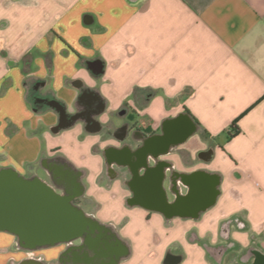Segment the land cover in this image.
I'll list each match as a JSON object with an SVG mask.
<instances>
[{"label": "crops", "instance_id": "1", "mask_svg": "<svg viewBox=\"0 0 264 264\" xmlns=\"http://www.w3.org/2000/svg\"><path fill=\"white\" fill-rule=\"evenodd\" d=\"M54 163L121 264H264V0H0V170Z\"/></svg>", "mask_w": 264, "mask_h": 264}, {"label": "water", "instance_id": "2", "mask_svg": "<svg viewBox=\"0 0 264 264\" xmlns=\"http://www.w3.org/2000/svg\"><path fill=\"white\" fill-rule=\"evenodd\" d=\"M97 65L95 69L101 70L100 61ZM54 105L63 118L64 108L57 102ZM11 172L8 168L0 170V229L12 233L22 248L39 249L84 235L92 247L100 243V235H91L103 224L75 203L78 194L56 192L38 175Z\"/></svg>", "mask_w": 264, "mask_h": 264}, {"label": "flooded vegetation", "instance_id": "3", "mask_svg": "<svg viewBox=\"0 0 264 264\" xmlns=\"http://www.w3.org/2000/svg\"><path fill=\"white\" fill-rule=\"evenodd\" d=\"M140 121L131 120L123 125V128L126 130L132 131V136L135 138L137 136H141L143 138L152 137V133L146 131ZM40 176L42 179L47 181L56 192L62 193L64 195H74L77 193V189L69 188L71 184V180L74 177V174L68 169V167L64 166L61 163H54L49 173L45 172H33L30 176ZM75 203L80 205V197H75ZM1 231H6L2 230ZM100 235V238H109V233L105 229L96 230L92 237ZM85 237V235L81 238L72 239L70 242L61 243L65 246L64 254L71 253V257L67 259L62 258L59 260L58 264H121L122 259L124 257L123 254L116 251L114 248H108L104 242H100L97 246H91V243ZM16 247H20L17 238L15 242ZM36 250V249H33ZM77 251L79 252V257L77 258ZM177 259L176 257L168 256V259Z\"/></svg>", "mask_w": 264, "mask_h": 264}, {"label": "trees", "instance_id": "4", "mask_svg": "<svg viewBox=\"0 0 264 264\" xmlns=\"http://www.w3.org/2000/svg\"><path fill=\"white\" fill-rule=\"evenodd\" d=\"M143 119L145 120V124L143 125L144 129L146 131H150V127H149L150 119H148L147 117H145ZM230 130H231V133H229V136L235 135V134H237L240 131V129L236 125L235 121L231 124Z\"/></svg>", "mask_w": 264, "mask_h": 264}, {"label": "built area", "instance_id": "5", "mask_svg": "<svg viewBox=\"0 0 264 264\" xmlns=\"http://www.w3.org/2000/svg\"><path fill=\"white\" fill-rule=\"evenodd\" d=\"M33 251H30V253H32Z\"/></svg>", "mask_w": 264, "mask_h": 264}]
</instances>
